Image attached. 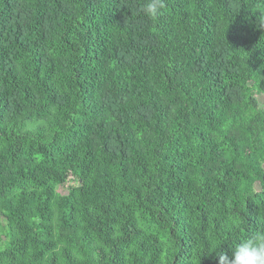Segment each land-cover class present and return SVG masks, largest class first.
Listing matches in <instances>:
<instances>
[{"label":"trees","instance_id":"trees-1","mask_svg":"<svg viewBox=\"0 0 264 264\" xmlns=\"http://www.w3.org/2000/svg\"><path fill=\"white\" fill-rule=\"evenodd\" d=\"M143 4L0 0V264H219L264 228V0Z\"/></svg>","mask_w":264,"mask_h":264},{"label":"clouds","instance_id":"clouds-1","mask_svg":"<svg viewBox=\"0 0 264 264\" xmlns=\"http://www.w3.org/2000/svg\"><path fill=\"white\" fill-rule=\"evenodd\" d=\"M164 8V0H144L142 12L149 19H156ZM231 256L212 247L208 254H215L219 264H264V228L241 236L229 245Z\"/></svg>","mask_w":264,"mask_h":264},{"label":"rangeland","instance_id":"rangeland-1","mask_svg":"<svg viewBox=\"0 0 264 264\" xmlns=\"http://www.w3.org/2000/svg\"><path fill=\"white\" fill-rule=\"evenodd\" d=\"M261 98H263L262 96H260ZM261 142L264 144V139L262 138L261 139ZM264 178L263 177H259V179L257 180V182H256V184H255V186L258 188V189H261L262 188V186H263V183H264V180H263ZM60 188L62 189V191H64V192H66V187L65 186H60Z\"/></svg>","mask_w":264,"mask_h":264}]
</instances>
